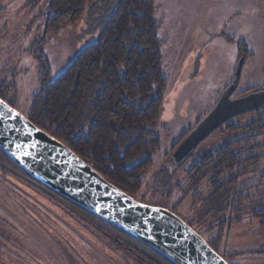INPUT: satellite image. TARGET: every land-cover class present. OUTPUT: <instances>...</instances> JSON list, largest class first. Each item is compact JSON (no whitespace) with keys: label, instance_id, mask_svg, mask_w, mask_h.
<instances>
[{"label":"rangeland","instance_id":"1","mask_svg":"<svg viewBox=\"0 0 264 264\" xmlns=\"http://www.w3.org/2000/svg\"><path fill=\"white\" fill-rule=\"evenodd\" d=\"M50 2L0 0V97L25 117L32 96L43 85L42 59L50 70L43 80L52 82L97 39V32L86 34L89 25L98 27L101 13L97 10L91 21L83 15L75 24L46 33ZM154 3L167 86L153 127L160 144L133 198L191 220L201 209L196 199L195 207H190L192 195L197 190L205 195L204 182L193 188L184 175L189 162L175 165L170 158L177 141L205 118L227 88L236 86L232 99L264 90V0ZM257 116L264 117V106L227 122L242 126ZM224 128L225 124L209 134L192 153L225 142ZM1 157L0 264H135L98 230V224H91L39 183L9 169ZM260 165L264 173L263 160ZM166 167L169 181L163 185L159 171ZM216 234L214 227L200 236ZM219 239V253L228 263L264 264V253H259L264 251V229L257 220L243 215L239 222L227 224Z\"/></svg>","mask_w":264,"mask_h":264},{"label":"trees","instance_id":"2","mask_svg":"<svg viewBox=\"0 0 264 264\" xmlns=\"http://www.w3.org/2000/svg\"><path fill=\"white\" fill-rule=\"evenodd\" d=\"M95 10L101 13L98 27L89 25L86 34L97 32L96 41L81 50L52 82L43 80L50 70L42 59L39 67L44 70L40 76L43 85L32 96L26 118L133 198L160 144L153 127L159 120L167 79L162 70L159 22L154 0H51L46 33L54 34L61 25L75 24L83 15L91 21ZM224 130L225 142L186 158L189 164L184 175L191 179L193 188L204 182L206 192L202 196L197 190L192 195L191 208L195 199L201 202L198 217L182 219L199 235L209 234L216 227L215 237L208 235L204 240L219 255V236L227 224L239 222L245 215L264 229V192H259L264 188V173H260L264 117L257 116L242 126L227 122ZM0 155L9 169L29 177L2 151ZM168 170L159 171L163 185L169 181ZM54 195L91 224H98V230L135 264H175L156 249Z\"/></svg>","mask_w":264,"mask_h":264},{"label":"water","instance_id":"3","mask_svg":"<svg viewBox=\"0 0 264 264\" xmlns=\"http://www.w3.org/2000/svg\"><path fill=\"white\" fill-rule=\"evenodd\" d=\"M235 88H227L178 145L171 156L175 165L231 118L264 106V90L232 99ZM0 151L35 182L156 249L175 264H228L175 213L136 202L1 98Z\"/></svg>","mask_w":264,"mask_h":264}]
</instances>
